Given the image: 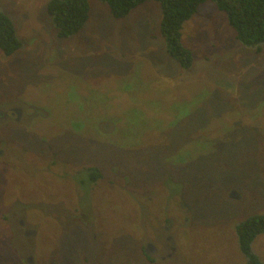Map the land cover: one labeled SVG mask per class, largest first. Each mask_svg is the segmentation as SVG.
I'll return each instance as SVG.
<instances>
[{
	"label": "rangeland",
	"instance_id": "374dc122",
	"mask_svg": "<svg viewBox=\"0 0 264 264\" xmlns=\"http://www.w3.org/2000/svg\"><path fill=\"white\" fill-rule=\"evenodd\" d=\"M48 1L0 0L21 42L0 49V110L21 111L0 122V264L245 263L236 226L264 213V45L206 1L181 28L184 69L157 2L116 18L89 0L59 37ZM251 247L264 264V234Z\"/></svg>",
	"mask_w": 264,
	"mask_h": 264
},
{
	"label": "trees",
	"instance_id": "16d2710c",
	"mask_svg": "<svg viewBox=\"0 0 264 264\" xmlns=\"http://www.w3.org/2000/svg\"><path fill=\"white\" fill-rule=\"evenodd\" d=\"M106 4L116 18L126 17L138 5L148 1L158 3L160 8L159 31L165 52L182 68L188 69L193 60L191 51L181 40L183 23L192 17L200 4L211 1L224 12L228 24L235 32V39L247 47L261 51L264 45V0H99ZM57 36L68 37L77 33L89 16V0H49L46 5ZM21 46L13 22L0 8V49L10 55ZM89 180L101 177L98 169H90ZM238 246L246 257L243 264H262L252 251V243L264 234V213L250 215L236 226Z\"/></svg>",
	"mask_w": 264,
	"mask_h": 264
},
{
	"label": "flooded vegetation",
	"instance_id": "af4514ba",
	"mask_svg": "<svg viewBox=\"0 0 264 264\" xmlns=\"http://www.w3.org/2000/svg\"><path fill=\"white\" fill-rule=\"evenodd\" d=\"M20 116H21V111L16 110V108L15 109L11 108L9 111L0 110V122L8 121L10 119H13L14 121H20ZM11 218H13V215L11 216ZM18 221L20 222V224L24 225L23 220L18 219ZM18 234H19L20 238L24 241L25 240L24 236L29 235L30 232L28 230L24 231L22 233V235H24V236H22L20 232ZM148 247L150 249L149 251H151L153 253H155L157 251L153 245L149 244V245H146L147 252H148V249H147ZM163 250H164V247H163ZM163 250H161V251H163Z\"/></svg>",
	"mask_w": 264,
	"mask_h": 264
},
{
	"label": "crops",
	"instance_id": "0c3cea01",
	"mask_svg": "<svg viewBox=\"0 0 264 264\" xmlns=\"http://www.w3.org/2000/svg\"><path fill=\"white\" fill-rule=\"evenodd\" d=\"M189 20V19H188Z\"/></svg>",
	"mask_w": 264,
	"mask_h": 264
}]
</instances>
